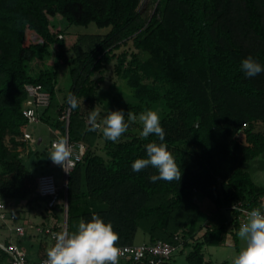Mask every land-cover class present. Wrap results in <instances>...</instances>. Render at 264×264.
I'll return each instance as SVG.
<instances>
[{
	"label": "trees",
	"instance_id": "obj_1",
	"mask_svg": "<svg viewBox=\"0 0 264 264\" xmlns=\"http://www.w3.org/2000/svg\"><path fill=\"white\" fill-rule=\"evenodd\" d=\"M141 2L0 0V195L28 204L47 202L38 192V176L21 156L30 145L24 137L26 85L42 84L50 92L51 102L40 119L60 134L66 124L50 110L58 107L60 114L71 92L78 107L71 108L69 137L83 142L86 150L69 172L67 190L60 187L54 210L63 212L65 200L90 197L106 201L108 207L71 215L68 206L67 232L95 213L111 222L118 245L136 243L142 229L148 242L165 240L178 247L193 242L188 263L210 264L203 247L226 225H210L202 239H195L212 216L201 221L196 193L207 197L216 211L231 209L239 201L249 209L264 207V186L244 168L264 152V72L245 77L240 69L249 55L264 64V0H151L153 12L148 16L141 13ZM62 20L66 26L60 25ZM91 23L109 30L68 31L72 24ZM128 40L137 51L116 54ZM45 56L54 58L53 64L36 63ZM113 58L117 75L137 101L114 97L112 104L126 114L160 111L167 149L182 171L179 181L150 182L148 176L156 171L152 167L131 170L134 159L145 157L147 143L160 142L154 134L142 137V123L137 121L130 122L117 141L106 140L103 152L96 150L99 134L97 128L88 130L91 123L80 100L93 110L103 80L93 76ZM65 65L71 83L56 104L59 70ZM231 210L238 245V211Z\"/></svg>",
	"mask_w": 264,
	"mask_h": 264
},
{
	"label": "rangeland",
	"instance_id": "obj_2",
	"mask_svg": "<svg viewBox=\"0 0 264 264\" xmlns=\"http://www.w3.org/2000/svg\"><path fill=\"white\" fill-rule=\"evenodd\" d=\"M140 11L144 16H148L153 12V3L151 0H142L140 5ZM60 25L66 26V21L62 20L59 22ZM109 30V27L100 28L94 23H91L89 26H80L72 24L69 26L68 31L70 32H100L106 33ZM123 50H127L129 53L133 51H137L135 46L133 45L132 40H128L126 43L122 44V46L115 50L116 54L121 53ZM53 59L51 57L45 56L41 60H37L36 63H46L47 65L53 64ZM116 58H113L108 64H106L101 71H96L93 78L97 79L100 76L103 77V80L99 82V98L96 100L94 110L97 113V132L99 134L95 139V146L98 152H103V146L106 142L102 134V128L104 126L103 121L105 116L109 111H114L121 109L119 106H115L112 104L114 97H120L124 101L136 102L137 98L135 97L131 87L126 83V81L120 76L117 75L115 71ZM71 83V75L69 73V67L67 65L60 66L59 70V83H58V91L57 96L55 98L56 104L63 99V96L68 92ZM82 105V111L85 116L87 122L90 109V105L85 100H80ZM68 105L65 106V108ZM57 108H52L50 110V114L53 116L61 115L57 113ZM157 111V110H156ZM161 116L160 111H157ZM139 115H137V122L139 121ZM91 123V122H90ZM28 130L32 133L34 141H30V145L25 147L22 150V158L25 161L26 165L33 171L36 176H39L43 171L50 172L54 175L56 183L59 186H64L66 183V172L61 164L53 163L48 155L53 149L51 148V142L53 139L59 137L58 131L54 129L53 125L45 123V122H37L36 124L31 125ZM42 138L40 143L39 138ZM86 146V145H85ZM33 149L38 151L37 153H30L29 150ZM44 154V155H42ZM245 170H247L253 180L261 186H264V152L260 155L250 159L244 166ZM196 201L200 204L202 211L200 215V219L202 222L207 220L209 215H212L209 220H207L204 227L198 232L195 239H202L204 231L209 226L208 223H212L215 227L221 226V224H225V229L217 230L216 235L212 238V241L209 243H205L203 247V252L205 255V259L210 262V264H233V260L238 252L246 246V242L238 237V245H236L234 240V224H230L233 220L234 214L230 208H224L216 211L214 204L205 197L201 192L196 193L195 196ZM7 200V199H6ZM203 200V202H202ZM19 201V202H18ZM66 202H67V211L68 206L71 212V215L79 214L85 210H97V209H105L108 207V203L103 200L95 199V198H86V199H78V200H65V209L64 211L54 210L47 206V202L42 201L39 204H28L23 199L17 200V203L14 204V208L12 209L16 213H18V217L25 218L26 212L22 208H25L26 204L30 206V208H35L39 212L43 213L44 217L41 216L39 218H34L33 222L28 227L24 226L25 231L31 230V235L33 237H37L39 241H41L40 251L42 254L46 253L47 250L53 246L54 242L51 240L49 235L38 231L37 226H51L55 219H59V221H55V225L59 222L60 227L65 225L67 219V214H65L66 210ZM6 203V211L8 212V217L6 220L0 217V240H5V236L10 233V225L16 226L19 221L18 219L10 218V210L11 205L8 201ZM203 204V205H202ZM59 211V213H57ZM54 217V220H53ZM44 221V222H43ZM6 222V223H5ZM31 222V221H29ZM49 237V238H48ZM148 236L144 233L142 229L138 230L135 241L142 242ZM193 246V242L184 247L183 244L179 246L177 251L173 253L170 260H172L173 264H189L187 260V254L191 251ZM125 261V260H124ZM122 261L120 264H127Z\"/></svg>",
	"mask_w": 264,
	"mask_h": 264
},
{
	"label": "clouds",
	"instance_id": "obj_3",
	"mask_svg": "<svg viewBox=\"0 0 264 264\" xmlns=\"http://www.w3.org/2000/svg\"><path fill=\"white\" fill-rule=\"evenodd\" d=\"M240 69L245 77H255L264 72V64L249 55L241 60ZM66 101L71 108L78 107L75 94L70 92ZM138 118L142 123L140 135L147 138L154 134L160 142L147 143L145 157L134 159L131 170L139 172L152 167L156 171L148 176L150 182L179 181L182 171L167 149L159 113L147 109L139 114ZM88 120L91 122L88 130L94 131L97 127V113L94 108L89 112ZM136 120V114L131 112L126 114L123 109L109 111L103 121L102 134L106 140L115 142L127 131L129 123ZM69 156L67 141L60 138L54 143L48 158L55 164L63 165ZM237 236L246 242V246L235 256L233 264H264V211L260 208L248 211L247 220L239 226ZM54 239V245L47 250L46 264H118L120 256L118 233L114 231L110 221L105 222L95 213L91 214L90 219L81 220L75 231L69 233L62 230L55 234Z\"/></svg>",
	"mask_w": 264,
	"mask_h": 264
},
{
	"label": "built area",
	"instance_id": "obj_4",
	"mask_svg": "<svg viewBox=\"0 0 264 264\" xmlns=\"http://www.w3.org/2000/svg\"><path fill=\"white\" fill-rule=\"evenodd\" d=\"M29 99L26 102L24 108V115L27 118V124L24 128V137L28 141H34L32 133L28 130L29 126L40 122L41 111L49 106L51 102V94L46 90L42 84L29 83L26 85ZM71 107L67 106L63 109L61 120L66 124V130L64 134H58L59 137L52 140L51 144L57 142L60 138H65L70 150L69 158L63 163L64 171L66 172L65 189L67 190V179L69 172L74 168L77 161L82 159L86 146L83 142L71 141L69 137V123H70ZM38 192L41 196L47 198V206L54 209L60 201V187L55 180V177L50 172H43L37 177ZM7 201L0 195V217L4 220L8 217L6 211ZM67 201V200H66ZM231 209L238 211L236 216L239 225L246 222L247 213L251 209L245 207L241 201L231 205ZM264 211V207L261 208ZM65 214L67 211V202ZM11 219H16L14 213H10ZM63 231H67V220L63 226ZM38 231L43 232L53 240L55 243V234L59 232L55 227H38ZM15 230L18 234L23 235L25 228L22 225H17ZM54 245V244H53ZM120 256L118 264L122 261H134L140 264H163L165 261L171 258L173 253L179 248L176 244L165 240H157L155 242H141L134 244L119 245ZM47 256L33 260L29 257L28 253L16 242H0V264H46Z\"/></svg>",
	"mask_w": 264,
	"mask_h": 264
},
{
	"label": "crops",
	"instance_id": "obj_5",
	"mask_svg": "<svg viewBox=\"0 0 264 264\" xmlns=\"http://www.w3.org/2000/svg\"><path fill=\"white\" fill-rule=\"evenodd\" d=\"M43 122V121H42ZM30 127V126H29ZM39 141L41 142L42 141V138L40 137L39 138ZM17 200H20V199H16V198H7V201L9 202V204L11 205V210H10V213H14L16 215V219H18L19 221L17 222L18 224L17 225H22L23 227L26 226L28 227L29 223L31 224L33 222V219L34 218H39L41 216L44 217L43 213L39 212L37 209L35 208H30L29 205L26 204L25 208H22L24 209L26 212V217L24 218H20L18 217V213H16L14 211V209H12V206L14 208V204L17 203ZM25 201V199L23 200ZM19 202V201H18ZM203 202V200H202ZM203 205V204H202ZM58 213V211H57ZM53 220H54V217H53ZM31 221V222H29ZM55 221H59V219H55ZM55 221H53V224L49 227H54L55 226ZM44 222V221H43ZM6 223V222H5ZM204 224H207L204 222ZM209 226H213L212 223H208ZM60 227L59 225V222L56 224ZM16 226H12L10 225L9 228H10V233H8L6 236H5V240H0V242H9V241H14L16 243H18L29 255V257L33 260H37V259H41L45 256H47V252L42 254V252L40 251V245H41V241H39V239L37 237H33V235H31V230H27L25 231V233L23 235H20L16 232L15 230V227ZM64 226V225H63ZM38 227H45V226H40L38 225ZM62 228V229H61ZM60 230H63L64 227H61ZM2 235V234H0ZM49 238V237H48ZM148 237L143 240L142 242H148ZM136 243H141V242H136Z\"/></svg>",
	"mask_w": 264,
	"mask_h": 264
}]
</instances>
